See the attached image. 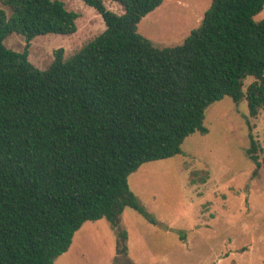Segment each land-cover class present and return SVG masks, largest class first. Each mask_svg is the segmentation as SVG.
Returning a JSON list of instances; mask_svg holds the SVG:
<instances>
[{
  "label": "trees",
  "instance_id": "obj_1",
  "mask_svg": "<svg viewBox=\"0 0 264 264\" xmlns=\"http://www.w3.org/2000/svg\"><path fill=\"white\" fill-rule=\"evenodd\" d=\"M106 30L65 60L54 52L46 71L29 61L40 35L77 32L79 15L59 0H2L0 8V264H54L88 221L117 228V256H128L119 229L126 208L150 219L130 189L141 166L182 153L205 113L229 97L264 110V0H212L182 45L158 48L138 31L165 0H83ZM23 35V51L5 39ZM248 78L253 81L246 85ZM247 154L261 167L249 133ZM204 181V179H203Z\"/></svg>",
  "mask_w": 264,
  "mask_h": 264
},
{
  "label": "rangeland",
  "instance_id": "obj_2",
  "mask_svg": "<svg viewBox=\"0 0 264 264\" xmlns=\"http://www.w3.org/2000/svg\"><path fill=\"white\" fill-rule=\"evenodd\" d=\"M59 1L79 15L78 29L31 42L29 61L41 71L53 62L56 50L63 48L68 60L107 27L83 0ZM211 2L165 0L143 18L138 31L158 48L182 45ZM104 4L124 13L117 2ZM0 8L10 13L2 0ZM256 20H264V10ZM4 44L21 52L26 40L13 33ZM252 81L248 78L246 85ZM204 124L208 133L189 136L180 155L146 163L129 177L130 189L150 214L148 219L126 208L119 218L133 264H264V167L253 177L255 164L247 154L251 130L264 160V110L249 118L246 101L225 97L207 109ZM117 244V228L108 220L88 221L54 264H127L117 256Z\"/></svg>",
  "mask_w": 264,
  "mask_h": 264
}]
</instances>
